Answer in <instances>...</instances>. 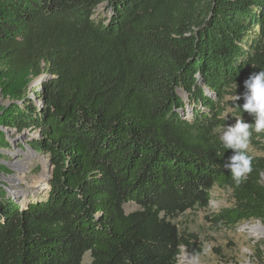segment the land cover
<instances>
[{"label": "trees", "instance_id": "16d2710c", "mask_svg": "<svg viewBox=\"0 0 264 264\" xmlns=\"http://www.w3.org/2000/svg\"><path fill=\"white\" fill-rule=\"evenodd\" d=\"M261 70L264 0H0L1 92L16 94L0 126L36 131L24 145L52 166L41 201L0 187V264H177L202 245L174 221L215 188L230 205L205 217L212 230L264 224V132L239 185L219 140L254 123L233 97ZM28 74L44 77L34 99Z\"/></svg>", "mask_w": 264, "mask_h": 264}, {"label": "rangeland", "instance_id": "374dc122", "mask_svg": "<svg viewBox=\"0 0 264 264\" xmlns=\"http://www.w3.org/2000/svg\"><path fill=\"white\" fill-rule=\"evenodd\" d=\"M43 78V76L36 78L28 74L24 80L25 84L22 85V93L24 95L29 94L34 99L32 90L39 89L38 81ZM2 84L9 85V91L13 93L19 88L20 80H3ZM15 98L16 94L13 97L2 94L0 81V115L1 110ZM228 114L230 111L226 110L225 115ZM223 130L220 131L221 134ZM0 132L3 133L6 142L11 147L10 150L0 148V187L4 188L6 196L15 200L18 206H23L19 201V195L23 191L28 194L25 193L24 195L26 204L43 200L46 190L39 191L37 187L43 179L44 173L42 155L33 153L24 145L26 138L29 139L31 135L35 136L37 132L35 131L30 135H28V131L18 134L15 131H7L1 126ZM21 160L26 165L22 168L20 166L17 170L15 165ZM7 187H9V191L6 190ZM229 201L226 192L215 188L211 191V200L207 210L186 211L174 221L181 232L196 236L202 245L201 254L196 257L181 249L177 264H264V230L259 231L262 233L258 234L251 231V228L258 224L264 229V224L257 221L249 222L241 224L235 229L215 231L205 220L208 214L228 207ZM124 210L126 213H130L137 210V206L129 203L124 206ZM82 264H90L88 253L83 257Z\"/></svg>", "mask_w": 264, "mask_h": 264}, {"label": "clouds", "instance_id": "9594fccd", "mask_svg": "<svg viewBox=\"0 0 264 264\" xmlns=\"http://www.w3.org/2000/svg\"><path fill=\"white\" fill-rule=\"evenodd\" d=\"M245 91L233 97L235 101L243 99L242 105L235 104L237 112H246L253 116L254 123L236 119L232 125L224 126L219 137L225 149H231L233 154L224 163L232 179L237 185L252 171V157L247 154L252 132H264V70L253 72L244 81Z\"/></svg>", "mask_w": 264, "mask_h": 264}, {"label": "bare ground", "instance_id": "6f19581e", "mask_svg": "<svg viewBox=\"0 0 264 264\" xmlns=\"http://www.w3.org/2000/svg\"><path fill=\"white\" fill-rule=\"evenodd\" d=\"M29 152V151H28ZM42 159V158H41ZM24 165H26V163L25 162H23L22 160L20 161V162H18V163H16V169L18 170L19 169V167L20 168H22ZM49 170V167H48V164H47V162L46 161H44L43 160V171H44V173H43V179L41 180V182L39 183V185L37 186L38 187V190L39 191H42V190H47L48 189V185H47V178H48V176H49V174H48V170ZM26 193V192H25ZM25 193H24V191H23V193H20V195H19V197H20V204H25ZM27 194V193H26ZM28 195V194H27ZM264 229H262V227L261 226H259V225H257V226H253L252 228H251V231L252 232H255L256 234H258V233H262V232H259V231H263ZM187 261V260H186Z\"/></svg>", "mask_w": 264, "mask_h": 264}, {"label": "water", "instance_id": "95a60500", "mask_svg": "<svg viewBox=\"0 0 264 264\" xmlns=\"http://www.w3.org/2000/svg\"><path fill=\"white\" fill-rule=\"evenodd\" d=\"M47 164H48V167H49V170H48L49 176L47 178V185H48V182H49V179L51 178V173H52V166H51V162L49 161V159H47ZM8 189H9V187L6 188V190H8Z\"/></svg>", "mask_w": 264, "mask_h": 264}, {"label": "built area", "instance_id": "2783aa9c", "mask_svg": "<svg viewBox=\"0 0 264 264\" xmlns=\"http://www.w3.org/2000/svg\"><path fill=\"white\" fill-rule=\"evenodd\" d=\"M40 82H41V81H38V85H40ZM25 132H26V131H25ZM25 132H23V133H25ZM23 133H22V134H23ZM26 133H27V132H26ZM41 158H42V160H44V161L47 162V159H48L47 157H45L44 155H42ZM177 263H178V262H177Z\"/></svg>", "mask_w": 264, "mask_h": 264}]
</instances>
